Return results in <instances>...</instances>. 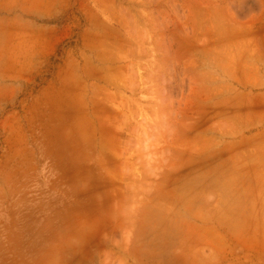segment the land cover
I'll return each instance as SVG.
<instances>
[{
    "label": "rangeland",
    "instance_id": "1",
    "mask_svg": "<svg viewBox=\"0 0 264 264\" xmlns=\"http://www.w3.org/2000/svg\"><path fill=\"white\" fill-rule=\"evenodd\" d=\"M0 264H264V0H0Z\"/></svg>",
    "mask_w": 264,
    "mask_h": 264
},
{
    "label": "bare ground",
    "instance_id": "2",
    "mask_svg": "<svg viewBox=\"0 0 264 264\" xmlns=\"http://www.w3.org/2000/svg\"><path fill=\"white\" fill-rule=\"evenodd\" d=\"M109 61V60H108ZM88 62V61H87ZM103 62H105V61H102L101 63H103ZM106 63V62H105ZM91 64V63H90ZM73 66V65H72ZM88 66V65H87ZM95 69H97V68H95ZM117 69V68H116ZM151 69V68H150ZM102 72H104V71H102ZM151 72H153V71H151ZM89 73V72H88ZM91 74V73H90ZM105 74V73H104ZM151 74V73H150ZM152 75V74H151ZM91 76V75H90ZM95 77V76H94ZM106 77H108V76H106ZM81 78V77H80ZM96 80H99V79H97V77H96ZM105 80V79H104ZM154 80V79H153ZM164 81H165V78L163 79ZM78 81V80H77ZM102 81V80H101ZM105 81H111L110 79L108 80H105ZM150 81V80H149ZM152 81V80H151ZM161 81V80H160ZM154 82V81H153ZM111 83V82H110ZM144 83V82H143ZM146 83V82H145ZM111 85H113L112 83H111ZM150 85V84H149ZM121 87V86H120ZM102 88V87H101ZM151 88V87H150ZM85 89H86V87H85ZM85 91V90H84ZM149 91V90H148ZM70 93V92H69ZM68 93V94H69ZM82 93V92H81ZM149 93V92H148ZM83 94V93H82ZM82 96V95H81ZM154 96V95H153ZM67 97H68V95H67ZM80 97V96H79ZM78 97V98H79ZM86 97V96H85ZM72 98V97H71ZM67 100V99H66ZM69 101H70V99H69ZM72 102V101H71ZM76 108V107H75ZM78 110H79V108H78ZM69 111V110H68ZM70 112V111H69ZM78 113V112H77ZM79 115V114H78ZM82 114H80V116H81ZM66 116H67V114H66ZM69 116V115H68ZM67 116V117H68ZM80 116L78 117V118H80ZM82 117V116H81ZM70 118V117H69ZM67 120H68V118H67ZM75 121H76V119H75ZM69 124V123H68ZM126 124V123H125ZM70 125V127H71V124H69ZM74 125V124H73ZM82 127H84V129H83V131H89V130H91V126H90V123L88 122V120H85V118L84 119H81L80 118V120L79 121H77L76 122V124L73 126V129H72V131L70 132L72 135H73V137H74V140L75 141H78L79 143H81V142H83V141H81V139L82 138H84V137H86V135H89V133L88 134H86V133H84L83 131H82ZM86 134V135H85ZM71 135V136H72ZM91 135V134H90ZM72 137V138H73ZM71 139V138H70ZM83 140V139H82ZM70 141H72V140H70ZM73 142V141H72ZM78 144V143H77ZM110 153V152H109ZM79 185H81V183L79 184ZM88 185V184H87ZM82 186V185H81Z\"/></svg>",
    "mask_w": 264,
    "mask_h": 264
}]
</instances>
